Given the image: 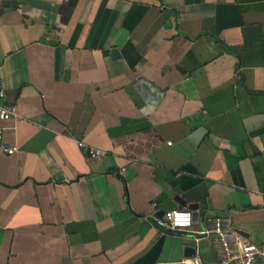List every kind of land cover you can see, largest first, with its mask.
I'll return each mask as SVG.
<instances>
[{"label":"crops","instance_id":"0c3cea01","mask_svg":"<svg viewBox=\"0 0 264 264\" xmlns=\"http://www.w3.org/2000/svg\"><path fill=\"white\" fill-rule=\"evenodd\" d=\"M0 87V264H209L213 214L264 245V0H0Z\"/></svg>","mask_w":264,"mask_h":264},{"label":"built area","instance_id":"2783aa9c","mask_svg":"<svg viewBox=\"0 0 264 264\" xmlns=\"http://www.w3.org/2000/svg\"><path fill=\"white\" fill-rule=\"evenodd\" d=\"M5 93L0 87V122L13 119L17 115V108L12 104L3 103ZM4 128L0 126V153L13 155L17 147L8 146L3 142ZM83 147V143H78ZM91 157L103 155L101 151H88ZM184 214L189 218L185 219ZM157 228L166 232L188 231L193 223L192 212L187 209H175L163 213V216L155 221ZM203 229L200 234L210 237L211 247L215 254L216 261L211 264H264V245L251 242H238L232 238L230 219L227 215H207L203 220ZM185 264H202L200 260L193 259ZM210 264V263H209Z\"/></svg>","mask_w":264,"mask_h":264},{"label":"water","instance_id":"95a60500","mask_svg":"<svg viewBox=\"0 0 264 264\" xmlns=\"http://www.w3.org/2000/svg\"><path fill=\"white\" fill-rule=\"evenodd\" d=\"M189 210L192 212V218L197 219L198 218L197 209L189 207ZM202 253H203V251L200 250L199 254H202ZM197 255H198V252H197V248L195 246H186L184 248V252H183L184 261L175 262V263H163V264H185L186 261H190V260L195 259L197 257ZM202 259H203L204 263H214L216 261L215 254H209V255L203 256Z\"/></svg>","mask_w":264,"mask_h":264},{"label":"clouds","instance_id":"9594fccd","mask_svg":"<svg viewBox=\"0 0 264 264\" xmlns=\"http://www.w3.org/2000/svg\"><path fill=\"white\" fill-rule=\"evenodd\" d=\"M185 216V219H188L189 218V215L188 214H184Z\"/></svg>","mask_w":264,"mask_h":264}]
</instances>
